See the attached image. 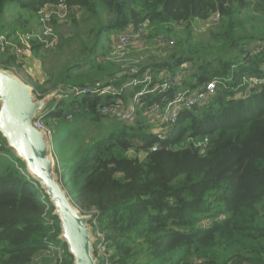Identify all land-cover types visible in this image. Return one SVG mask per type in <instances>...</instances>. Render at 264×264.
<instances>
[{
	"label": "trees",
	"instance_id": "16d2710c",
	"mask_svg": "<svg viewBox=\"0 0 264 264\" xmlns=\"http://www.w3.org/2000/svg\"><path fill=\"white\" fill-rule=\"evenodd\" d=\"M60 2L68 19L87 14L81 18L91 23L82 57L44 83L24 79L38 98L71 85H100L132 66L140 78L152 72L154 83L164 70L184 81L143 94L133 124L100 112L112 94L62 91L42 116L64 188L91 214L93 233L104 236L94 243L98 264H264V0H0V34L32 30L38 9ZM11 3L22 9L9 11ZM216 14L208 38L196 40V21ZM139 25L148 27L144 39L166 35L175 44L143 61L131 54L125 62L106 60L110 34ZM45 50L33 42L34 56L44 59ZM23 64L11 47L0 50L1 68L19 71ZM130 79L126 73L106 85L119 88ZM213 80L215 93L182 109L153 151L157 124L145 114L149 106ZM142 87L121 97L128 102ZM0 140V264H73L48 194L1 134Z\"/></svg>",
	"mask_w": 264,
	"mask_h": 264
},
{
	"label": "built area",
	"instance_id": "2783aa9c",
	"mask_svg": "<svg viewBox=\"0 0 264 264\" xmlns=\"http://www.w3.org/2000/svg\"><path fill=\"white\" fill-rule=\"evenodd\" d=\"M69 9L65 3H47L40 7L37 11V18L40 29L38 31H26L18 33V36L10 38L7 34L0 35V50L4 51L8 47H11L20 56H31L33 42H39L43 44L45 49H52L56 46L60 37L53 32L50 23L57 21L67 20L69 16ZM219 14H216L210 23L218 22ZM145 25H139L124 31H120L117 36L113 48L106 56V60L115 62H125L128 59V54L131 48L138 42H141L146 32ZM156 48H161L175 44L174 38H168L166 35L158 36L155 40ZM105 58V57H104ZM131 74L129 82L125 83L121 87L102 86L97 85H84L77 86L71 85L67 88L66 92L73 95H84L87 93H95L98 95L112 94L117 96L116 98L105 102L100 106V112L109 118L118 119L127 124H133L137 118V106L142 104L141 97L147 92H165L170 90L174 86H182L183 79L180 75H173L170 72L164 70L159 74L156 83L153 82L154 75L149 70L144 73L143 78L138 77L139 68L132 66L125 68L120 72V76L123 74ZM143 84L140 91L136 92L128 102H125L121 94L125 90L134 88L137 85ZM217 82L216 80L209 81L203 86L191 90L189 88L181 89L172 99L166 101L164 105L159 103L149 106L145 114L150 121L155 122L158 126L162 127V130L155 131L157 134V141L152 146V150L155 151L160 145V140L164 139L168 134L170 128L175 124L178 119L180 111L184 108H193L201 106L207 100V98L215 93ZM187 89V90H185ZM72 114L68 115L71 118ZM34 126L45 133L50 139L52 136V130L45 125L42 121V116L39 115L33 122ZM207 141L199 143L204 144ZM4 143L0 140V154H2V148ZM53 146V145H52ZM52 147V151H53ZM102 235V234H101Z\"/></svg>",
	"mask_w": 264,
	"mask_h": 264
},
{
	"label": "water",
	"instance_id": "95a60500",
	"mask_svg": "<svg viewBox=\"0 0 264 264\" xmlns=\"http://www.w3.org/2000/svg\"><path fill=\"white\" fill-rule=\"evenodd\" d=\"M119 76L120 72L104 78L100 84L104 86ZM62 91L60 88L39 99L23 78L0 67V134L26 163L29 174L41 184L55 206L54 213L58 214L62 227L60 237L74 256L73 264H98L89 219L73 203L56 172L52 142L33 124L48 102Z\"/></svg>",
	"mask_w": 264,
	"mask_h": 264
},
{
	"label": "rangeland",
	"instance_id": "374dc122",
	"mask_svg": "<svg viewBox=\"0 0 264 264\" xmlns=\"http://www.w3.org/2000/svg\"><path fill=\"white\" fill-rule=\"evenodd\" d=\"M9 11H13V10H20L22 9L18 4L16 3H11L8 6ZM24 14V13H22ZM77 18L78 21L74 22L71 17L67 20L61 21L58 25H55L54 23H50L51 28L53 29V32H55L58 36H61V40L60 42L63 40V43L61 45L60 42L54 46V48L52 49H46L44 51L45 54V58L44 59H40L36 56L32 55L31 56H21L22 60L24 61L23 67L18 71L15 68L11 69V71H13L14 73H16L18 76H20L23 79H27V78H32V76L36 75V74H42L44 75L45 79H48L51 75H56L58 72H60L65 65H67V63H71L76 61L77 59H79L80 57L83 56L82 53V47L85 44L86 39V33L85 30L87 28V24H90L91 21H86L85 19L81 18L82 16H87V14L82 15L81 13L77 14ZM15 18L18 17L17 12H15V15L13 16ZM35 19L37 18V15L34 16ZM32 28V30L30 31H38L40 29L39 23L38 21H32V23L30 24V26ZM194 35L196 40L199 39H203L206 40L208 38V32L210 30V28H214V25L210 22H200V21H196V24H194ZM183 28H179V31H181ZM22 30L19 29V31L17 32L16 36H18V33H21ZM120 31H114L110 34V38L112 39L111 41V45L114 44L115 38L117 36V34ZM146 37L148 34V27L146 28ZM5 34V33H3ZM1 35V34H0ZM15 37V36H13ZM11 37V38H13ZM84 39V41H83ZM155 40V39H154ZM154 40H148L146 39H142L141 42L136 43L130 50V53L132 58H135L134 56L138 57V59L140 61H143L146 58H151L152 56H159L161 55V51L159 52V50L156 49V43L154 42ZM138 45H141L140 47H137ZM113 48V46H111ZM111 48V50H112ZM136 52H140V51H145V55H143V58L141 59L138 55H136L134 53V51ZM139 50V51H137ZM134 55V56H133ZM34 80V79H33ZM38 81V80H35ZM41 83V82H40ZM44 83V82H43ZM117 87V86H115ZM68 88V87H67ZM67 88H61L62 90L64 89L63 92H66ZM187 90V89H185ZM61 91V90H60ZM62 93L58 94L57 96H55L53 98V100H57L62 98ZM40 99V98H39ZM53 105V102H48V104L45 106V108L43 110H41L40 115L41 116H46L48 114V112L50 111L51 107ZM106 120H109V118ZM118 120V119H116ZM86 125H88V127H90V129L93 131V124L92 122H90L89 120L85 122ZM50 127V126H49ZM155 131H159L162 130L161 126L155 127L154 128ZM58 132L56 133V135H54L55 138H57ZM52 137V136H51ZM50 142H51V138H50ZM54 160H55V156H54V150L51 152ZM27 173L29 174V172L27 171ZM85 216L87 217V219L91 218V214H85ZM91 232H92V239H93V243H95V241L97 240V238L100 236L103 240H104V236L101 234H94L93 233V229L91 224H89ZM102 247V246H100ZM102 250H100V252L102 253ZM40 259V257H39Z\"/></svg>",
	"mask_w": 264,
	"mask_h": 264
},
{
	"label": "crops",
	"instance_id": "0c3cea01",
	"mask_svg": "<svg viewBox=\"0 0 264 264\" xmlns=\"http://www.w3.org/2000/svg\"><path fill=\"white\" fill-rule=\"evenodd\" d=\"M141 45H138L137 47H140ZM131 51H132V49H131ZM134 51V50H133ZM137 51H139V50H137ZM134 53L136 54V55H138L141 59L143 58V55H145V51H140L139 53L138 52H136V51H134ZM134 56V55H133ZM135 58H138V57H136V56H134ZM32 78L34 79V80H38L39 82H41V83H43V82H45V78H44V75H42V74H36L35 76L33 75L32 76ZM114 87V86H113ZM49 128H51V127H49ZM52 139H53V137H51V142H52Z\"/></svg>",
	"mask_w": 264,
	"mask_h": 264
}]
</instances>
